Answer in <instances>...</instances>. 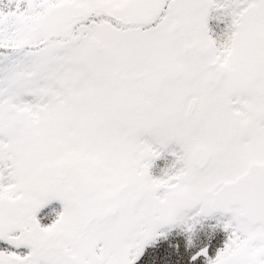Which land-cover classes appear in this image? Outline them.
<instances>
[{
    "label": "snow or ice",
    "instance_id": "snow-or-ice-1",
    "mask_svg": "<svg viewBox=\"0 0 264 264\" xmlns=\"http://www.w3.org/2000/svg\"><path fill=\"white\" fill-rule=\"evenodd\" d=\"M0 264H264V0H0Z\"/></svg>",
    "mask_w": 264,
    "mask_h": 264
}]
</instances>
